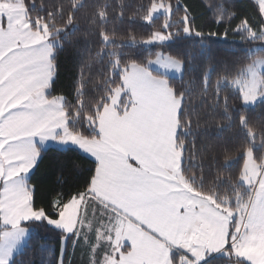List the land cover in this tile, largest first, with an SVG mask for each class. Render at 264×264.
<instances>
[{
  "label": "rangeland",
  "instance_id": "rangeland-1",
  "mask_svg": "<svg viewBox=\"0 0 264 264\" xmlns=\"http://www.w3.org/2000/svg\"><path fill=\"white\" fill-rule=\"evenodd\" d=\"M252 1L264 19V0ZM170 15V6L160 2L152 5L146 22L164 16L166 31ZM184 33H189L187 26ZM54 34L45 24L31 28L22 0H0V264H10L26 245V224L42 220L64 234L61 264L66 238H77L91 219L94 245L90 249L94 253L101 248L100 264H204L218 254L233 258L230 264H264V256L251 248L257 242L252 237L254 221L259 226L254 230L258 242L264 241V153L244 154L239 184L247 199L237 196L234 210L219 207L206 196L204 203L181 196L180 186L191 189L180 175L182 157L175 141L181 99L167 77L180 78L183 67L158 54L146 67L131 65L122 71L121 86L96 119L97 135L100 122L117 112L138 120V129L133 130L138 139L126 135L117 139H125L128 152L132 144L139 146L140 156H131L143 161L126 160V166L120 165L112 174L116 164L105 152L110 148L69 132L62 99L46 97L53 77V47L58 46ZM169 40L157 32L144 45ZM263 72L264 59H255L232 82L243 106L264 99ZM112 128L121 129L119 122ZM33 141L41 143L42 150L74 148L106 169L103 196L108 208L99 217L88 219L81 197L59 208L54 220L32 209L27 180L41 151Z\"/></svg>",
  "mask_w": 264,
  "mask_h": 264
},
{
  "label": "trees",
  "instance_id": "trees-1",
  "mask_svg": "<svg viewBox=\"0 0 264 264\" xmlns=\"http://www.w3.org/2000/svg\"><path fill=\"white\" fill-rule=\"evenodd\" d=\"M22 2L31 28L45 24L58 40L46 97L62 99L69 132L96 139V119L112 92L121 86L122 71L131 65L146 67L162 54L183 67L180 78L167 77L181 99L175 137L182 157L181 177L193 191L219 207L234 210L237 196L247 199L239 177L247 151L255 156L264 153V99L243 106L232 82L252 61L264 59V19L254 1ZM160 2L171 9L166 31L164 16L146 22L152 5ZM186 26L188 34L184 33ZM157 32L170 40L145 46ZM262 83L264 88V72ZM95 171L96 162L74 148L40 151L27 180L32 209L41 210L49 220L56 219L59 208L88 192ZM54 201L59 202L55 208ZM26 225V245L10 264H59L64 234L44 220ZM71 241L68 236L61 264H88L84 247L76 245L70 250ZM234 261L219 254L204 264Z\"/></svg>",
  "mask_w": 264,
  "mask_h": 264
},
{
  "label": "crops",
  "instance_id": "crops-1",
  "mask_svg": "<svg viewBox=\"0 0 264 264\" xmlns=\"http://www.w3.org/2000/svg\"><path fill=\"white\" fill-rule=\"evenodd\" d=\"M103 113V109L101 110ZM60 115V114H59ZM101 115V114H100ZM119 122L120 128L118 129V131L113 130V126H116L117 123ZM99 130H101V133H98V136L96 139L94 140H88V141H92V142H99L102 141L103 143V148L107 149L108 147L110 148V150H106V155H109L110 157H112L114 159V163L115 165V169L112 171V174L117 170V168L121 165V166H126V160L128 163L132 161H143V158H137V157H132V153L135 156H140L139 150L141 148H138L139 146H135V144H132L129 148V152L124 150V148H126V146H124V140L122 139V141L118 140L117 137L118 135H126V137H130L132 139H138L140 135H135L133 130L138 129V120L136 119L135 115H124L121 113L117 114H113L112 117H108L106 118V120L104 121V124H102V122H100V128H98ZM139 133V132H138ZM141 133V132H140ZM103 138V140H102ZM33 145L38 146L40 148V150L42 151L41 147H43L41 145V143H39L38 141H33ZM50 146V145H49ZM48 148V147H46ZM81 152V151H80ZM85 156L86 153H84ZM146 159V155H141ZM93 160V159H92ZM94 161L96 162V171L94 174V177L92 179L90 188L88 190V192L86 194H84L83 196H81V198H83L84 200V204H83V208H85V211L87 212V217L88 219L90 217L96 218L97 216L99 217L105 210L106 208H108L107 206V201H106V197L103 196V185H104V181L106 179V175H107V171L105 168H101L99 166V164L97 163V160L94 158ZM141 162V161H140ZM110 165V163H109ZM109 167V166H108ZM110 170V167H109ZM122 177V174L120 176V179ZM180 190V194L181 196H183L185 199H189V201H201L202 203H204L205 200H203L205 197H203L202 195H198L196 192H194L193 190H189V188H187L186 186H180L179 188ZM191 191V192H190ZM79 198V197H78ZM207 199V198H206ZM211 201V200H209ZM211 205L212 201L210 202ZM59 204L58 201H54L53 202V206L57 207ZM215 205V204H214ZM213 205V207H215ZM103 210V211H101ZM93 222V220H89V224L86 225V227H82L80 230V234L77 235V238H75L74 236H72V241L70 243V250H73V247H75L76 245L79 246H83L84 250L87 252V256H88V264H100L101 263V258H102V254H101V248H96L94 250V253L91 252V247L94 245L93 240H92V225L91 223ZM257 221H254L253 223V231H252V237L255 236L256 241L258 242L259 240V236L257 235L256 229H259L258 225L256 224ZM90 225V226H89ZM75 238V239H74ZM255 244H251V248L254 249V251L257 253H259V255L264 256V241L263 242H258ZM249 245V244H247ZM219 255V254H218ZM95 257L96 260L95 262H93L92 260H90V258Z\"/></svg>",
  "mask_w": 264,
  "mask_h": 264
}]
</instances>
